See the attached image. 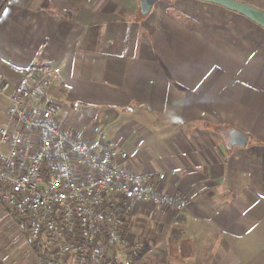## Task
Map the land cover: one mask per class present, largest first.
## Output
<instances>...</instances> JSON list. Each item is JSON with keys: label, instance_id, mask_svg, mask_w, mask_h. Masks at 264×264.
<instances>
[{"label": "crops", "instance_id": "1", "mask_svg": "<svg viewBox=\"0 0 264 264\" xmlns=\"http://www.w3.org/2000/svg\"><path fill=\"white\" fill-rule=\"evenodd\" d=\"M181 1L207 7L142 16L138 0H7L0 74L18 90L24 71L47 75L65 131L125 151L147 189L185 203L135 205L118 264L125 253L134 264H264V30ZM236 1L264 11V0ZM6 107L0 98V129ZM234 131L246 147L230 145ZM0 264H38L1 201Z\"/></svg>", "mask_w": 264, "mask_h": 264}, {"label": "built area", "instance_id": "2", "mask_svg": "<svg viewBox=\"0 0 264 264\" xmlns=\"http://www.w3.org/2000/svg\"><path fill=\"white\" fill-rule=\"evenodd\" d=\"M18 84L0 74L9 127L0 129V201L22 226L38 264H118L126 218L135 205L183 211L178 197L146 188L125 168V151L91 147L56 118L51 79L24 71ZM123 264H134L130 253Z\"/></svg>", "mask_w": 264, "mask_h": 264}, {"label": "water", "instance_id": "3", "mask_svg": "<svg viewBox=\"0 0 264 264\" xmlns=\"http://www.w3.org/2000/svg\"><path fill=\"white\" fill-rule=\"evenodd\" d=\"M140 13L142 16H147L152 8L158 2L171 1V0H138ZM201 4H208L223 8L229 12L235 13L251 23L257 25L264 30V11L259 10L248 4L236 0H192ZM248 138L239 132L230 133V145L234 147H246Z\"/></svg>", "mask_w": 264, "mask_h": 264}, {"label": "rangeland", "instance_id": "4", "mask_svg": "<svg viewBox=\"0 0 264 264\" xmlns=\"http://www.w3.org/2000/svg\"><path fill=\"white\" fill-rule=\"evenodd\" d=\"M5 1L7 0H0V8L4 5ZM12 0H9V3ZM154 7H156V9H162L163 7H207V6H201V5H197V4H192L190 2H186V1H181V0H171V1H164V2H160L157 3ZM56 112L59 115H63L64 118H66L67 116H70L67 112L63 113L59 112L56 110Z\"/></svg>", "mask_w": 264, "mask_h": 264}, {"label": "trees", "instance_id": "5", "mask_svg": "<svg viewBox=\"0 0 264 264\" xmlns=\"http://www.w3.org/2000/svg\"><path fill=\"white\" fill-rule=\"evenodd\" d=\"M20 225V224H19ZM20 227L22 228V226L20 225Z\"/></svg>", "mask_w": 264, "mask_h": 264}]
</instances>
